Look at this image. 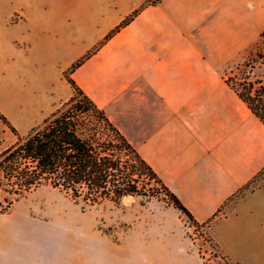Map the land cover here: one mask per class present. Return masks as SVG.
I'll list each match as a JSON object with an SVG mask.
<instances>
[{
	"label": "crops",
	"instance_id": "1",
	"mask_svg": "<svg viewBox=\"0 0 264 264\" xmlns=\"http://www.w3.org/2000/svg\"><path fill=\"white\" fill-rule=\"evenodd\" d=\"M233 1L162 0L140 10L146 0H0V90L21 88L19 112L29 131L71 97L64 75L72 64L140 10L70 77L205 222L264 167L257 135L245 120L232 126L240 111L223 98L202 43L216 13ZM255 196L234 201L213 225H224L223 243L211 238L230 264H264ZM132 232L115 242L75 223L0 225V264H150L145 248L136 252ZM181 250L158 261L199 264L197 254Z\"/></svg>",
	"mask_w": 264,
	"mask_h": 264
},
{
	"label": "rangeland",
	"instance_id": "2",
	"mask_svg": "<svg viewBox=\"0 0 264 264\" xmlns=\"http://www.w3.org/2000/svg\"><path fill=\"white\" fill-rule=\"evenodd\" d=\"M213 29L212 34L209 33L211 36L202 40V43L210 48L206 49L205 55L213 64L216 77L222 84L223 98L240 111L241 119H235L232 126L245 120L249 133H255L264 145V125L238 101L234 91L223 83L224 74L228 75L233 71L239 78L244 72H249L250 80L264 85V0L233 1L228 11L224 10L220 15L216 13ZM237 66H240L239 70L236 69ZM20 89L10 84L0 90V112L24 136L28 132V120L19 112L25 100ZM16 140L11 129L0 119V151L14 144ZM253 192L256 193L253 198L256 222L264 223V171L254 178L248 188L236 193L222 207L220 216L225 215L234 201ZM168 208L174 209L164 196H128L117 203L105 201L89 206L80 200H73L64 192L44 186L21 198L6 213L0 214V225L9 227L26 222L66 225L75 223L88 225L100 231L103 237L115 242L121 241L131 227L132 243L136 252L145 248V254L153 260L150 264H172L169 258L159 262V256L179 254L182 246L189 253L198 255L199 264H230L218 257L221 255L212 240L213 238L215 242L223 243L224 225L213 226L210 230L194 228L176 209L174 210L178 218L177 215L167 213L165 209ZM169 245L176 246L175 248L178 246V249L170 250L169 253Z\"/></svg>",
	"mask_w": 264,
	"mask_h": 264
},
{
	"label": "trees",
	"instance_id": "3",
	"mask_svg": "<svg viewBox=\"0 0 264 264\" xmlns=\"http://www.w3.org/2000/svg\"><path fill=\"white\" fill-rule=\"evenodd\" d=\"M161 1L146 0L140 10ZM140 10L132 13L91 52L72 64L64 75L72 89L71 97L26 135L21 136L0 112L1 121L17 139L14 144L0 151V214L6 213L27 194L46 186L89 206L105 201L117 203L128 196H164L169 205L184 215L194 228L210 230L221 218L222 209H219L207 221H196L106 112L70 77L76 68L127 25ZM239 68L236 67L237 70ZM241 76L239 78L230 71L223 78L252 115L264 125V85L250 80L249 72ZM263 171L264 167L239 191L248 188ZM218 257L226 260L223 256Z\"/></svg>",
	"mask_w": 264,
	"mask_h": 264
}]
</instances>
